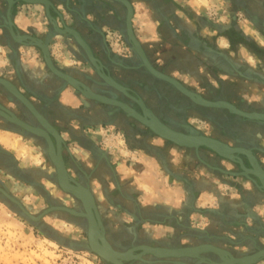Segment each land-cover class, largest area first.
Returning <instances> with one entry per match:
<instances>
[{
  "label": "crops",
  "instance_id": "1",
  "mask_svg": "<svg viewBox=\"0 0 264 264\" xmlns=\"http://www.w3.org/2000/svg\"><path fill=\"white\" fill-rule=\"evenodd\" d=\"M48 1L49 13L58 27H69L77 31L101 63L103 71L140 97L145 106L166 125L187 133L207 135L206 130L198 129L197 125L210 123L211 135L208 136L230 146L249 148L264 166V121L229 118L225 111L196 104L145 69L138 70L141 68L140 60L128 42L126 9L121 2ZM128 1L133 9V33L152 66L174 77L187 89L205 99H223L222 101L226 100L235 107L244 109L243 111L264 113V64L254 54L253 48L251 50L249 42L240 40L235 49L221 47L219 37L208 32V25L212 24L197 15L189 17L184 14L176 0ZM228 1L245 11L254 24L260 25L264 21V0H241L243 8ZM138 4H144L145 7L138 8ZM7 9V1L0 0V48L4 49L0 52V64L7 60V64L0 67V77L12 83L61 136L62 149L68 155L66 169L93 193L104 235L112 248L125 251L139 245L174 249L207 244L224 249L234 257L264 248V218L256 212L257 206L264 207V195L252 181L232 177L218 170H229L226 163H231L234 170L233 161L204 147L195 151L194 148L171 143L146 129L134 117L129 118L118 107L84 97L47 67L38 46L29 44L26 40L25 43L18 42L12 37L7 26ZM18 16L20 26L15 23ZM10 19L15 33L35 37L47 44L51 60L58 69L79 80L95 93L117 99L122 95L99 77L71 34L55 31L43 4L15 0L10 7ZM156 21H159L156 29L161 37L159 41L150 38L151 25ZM249 58L252 62L256 59L259 64L255 63L253 66ZM33 60L35 63H29ZM201 68L203 72L200 71ZM177 71L179 76L174 75ZM140 76L143 79L138 82ZM185 76L188 77L187 82L183 79ZM222 76H227L228 79H221ZM157 80L163 82L158 83ZM244 95H260L262 99L260 102L249 103L243 99ZM126 103L133 107V101ZM0 105L31 126L43 128L26 107L1 84ZM139 113L143 114L142 111ZM102 127L106 131L111 128L127 131L129 138L136 144L129 150L134 156L130 161L120 159V156L114 155L116 152L113 149L109 150L100 144L102 131L100 136L97 128ZM8 134L22 135L39 148L44 145L48 156L47 142L44 137L30 135L0 116V169L11 174L13 181H21L38 193H43L47 188L42 181H50L46 177V170L49 173L50 169H45L42 165H21L19 158L5 143L3 137ZM51 138L56 145L55 139ZM156 140L160 143L153 142ZM73 149L79 152V157L73 153ZM173 149L180 157L179 160L172 155ZM198 156L217 167V170L207 167L200 159L197 160ZM259 163L257 164L261 167ZM55 175L58 181L57 171ZM80 181L86 182L83 184ZM93 181L100 185L99 189H95ZM243 182H250L251 190L245 189ZM221 184L235 189L240 199H232L231 192L222 190ZM44 195H48L47 190L42 196ZM75 198L80 208H68L82 211L80 200ZM209 198L217 201L218 210L200 207ZM177 199L181 201V209L171 211L170 214L171 205L167 202L174 203ZM125 215L132 217L131 223L124 219ZM76 217L84 219L87 228L86 219ZM193 217L197 221L200 217L209 219L210 225L203 231L194 228ZM249 218L252 220L251 226L246 222ZM170 227L174 228L173 233L166 231ZM157 230L164 231L165 235L160 239H153ZM231 236L236 239H231ZM185 239L189 242L183 243ZM245 248L247 251H244ZM150 255L152 254L144 255L143 260H155ZM200 255H206L212 261H220L219 256L212 251H205ZM182 256L179 259H156L159 262L151 263L132 260L125 264H176L173 260L191 264L196 261L190 256Z\"/></svg>",
  "mask_w": 264,
  "mask_h": 264
},
{
  "label": "rangeland",
  "instance_id": "2",
  "mask_svg": "<svg viewBox=\"0 0 264 264\" xmlns=\"http://www.w3.org/2000/svg\"><path fill=\"white\" fill-rule=\"evenodd\" d=\"M176 1L181 5L184 14L189 17L197 15L207 19L212 24L208 25L210 28L208 32L210 35L213 34L212 36L219 37V40L224 39L227 43L226 34L230 33L232 29L242 38L247 36L251 50L253 48L254 54L264 64V31L251 21L245 11L234 7L229 1L225 2L224 9L227 10L228 22L222 23L220 16L224 15V9L219 6L220 0ZM241 12L250 26L238 16V13ZM229 49L231 48L229 47ZM253 62L259 64L256 59ZM121 130L111 128L106 131L105 127L97 128L99 135L102 131L99 142L109 150L113 149L116 152L114 155L120 156V159H129L130 161L134 156L129 150L136 144L133 139L129 138L127 131ZM8 135L3 137L5 143L10 146V151L19 158L21 165H42L45 169H50L49 173L46 170V177H49L50 181H42L47 188L45 191L47 190L48 195L43 197L45 191L40 194L21 181H13L12 175L2 169H0V186L16 197L33 214H38L51 205L80 208L77 199L59 187L56 181L55 167L46 156L44 145L39 148L22 135ZM197 160H199V156ZM36 161H40V163L37 164ZM68 173L71 175L70 171ZM235 177H243L251 181L243 175ZM256 181L258 180L256 179ZM259 190L261 191V189ZM41 204L43 207H40ZM63 211H51L38 222H33L0 193V264H45V260L47 264H111L86 247L85 220ZM255 264H264V258Z\"/></svg>",
  "mask_w": 264,
  "mask_h": 264
},
{
  "label": "water",
  "instance_id": "3",
  "mask_svg": "<svg viewBox=\"0 0 264 264\" xmlns=\"http://www.w3.org/2000/svg\"><path fill=\"white\" fill-rule=\"evenodd\" d=\"M6 1H7V5H8V9H7L8 25L7 26H8V29H9L12 37L18 42H24L25 43L26 41H28L29 44H34V45L38 46L41 49V52L43 54L44 61L47 65V67L55 75H57L58 77L65 80L69 85H71L73 88H75L77 91H79L84 97L89 98V99H94V100L99 101V102L104 103V104L114 105V106L118 107L120 110H122L128 116L132 115V116L136 117L137 119H139L145 127H147L148 129H150L152 131V133L158 135L159 137H162V136L165 138L167 137L168 139H166V140H168V141H170V142H172L178 146L194 148L195 151H197L200 147H204V148H207V149L213 151L215 154H217L218 156H220L222 158H225V159H228L230 161L237 163L239 165L241 171H229V170H224V169H220V168H218V169L221 172H223L225 174L232 175V176L243 175L245 177H248L249 179H251V181L253 183H255V185L259 189L264 191V181L258 180L255 177V175L252 174L253 172L249 173V171H250L249 168L246 167V165L243 162L242 157L240 156V155L245 156L248 163H249V167H250V165H252L254 167V164L257 165V160L255 159V157L253 156L251 151H248L247 153H245L244 151L237 150V149H235L234 146H230V145L222 142L219 139H216V138L208 136V135H204L202 133L194 132L196 134V135H194L193 133L191 134V133H185V132H181V131H174L173 129L167 127V125H165L162 120H160L149 108H147L145 106V103L143 102V100L140 97L132 95L129 92L127 87L118 83L111 76L107 75L103 71V67L101 66V63L92 54L88 44L82 39V37L77 33V31H75L74 29H71L69 27H58L56 21L54 20V18L49 13L50 2L48 0H22V1L29 2V3H41V4H43L45 7L46 14H47L48 18L50 19L52 26L55 28V31L57 33H69V34H71L75 38L77 43L83 49L87 59L93 65V67H94L96 73L99 75V77L106 84L115 88L117 91H119L120 93L125 95V97H127L131 101L135 102L139 106L140 110L143 112V114H144L143 116L140 115V113H138L133 107H131L127 103H124L122 100H119V99L114 98V97H108V96L100 94V93H95L91 89H89L85 84L80 82L79 80L75 79L74 77H72V76L66 74L65 72L61 71L60 69H58L53 64V62L51 60L49 49H48V46L45 42H43L40 39H37L35 37L29 36V35H19V34L15 33L13 28H12V23H11V19H10V7L13 5L15 0H6ZM117 1L121 2L125 6V9H126V15H125L126 35L128 38V42L130 43L131 49L136 53V55L141 60V65H143L150 74H152L154 77H156L158 79H161L167 83H170L178 91H180L181 93L186 95L189 99H191L196 104L206 106V107H223V108H227L229 111H232L234 113H237V114L244 116V117H247V118H255V119L264 120V115L260 116L258 113H244L226 101H218V102L208 101L207 99H204L203 97H201L198 93L187 89L177 79H174L173 77L166 75L163 72L155 69L151 65V63L149 62L148 58L146 57V55H145V53L141 47L140 42L137 40V38L135 37V35L133 33L132 22H131V18L133 15V9H132L130 2L128 0H117ZM0 84L10 94H12L18 101H20V103L26 107V109L38 120V123L41 124L46 130L45 129H39V128L35 129V127L32 128L28 123L22 121L12 111H10L9 109H7L1 105H0V116L3 117L6 121H8V122H10V123H12L18 127L21 126L20 128L24 132L31 133V134L38 136V137H40V135H42L45 138L47 145H48V154H49L50 158L53 159V161H55V163H56V167L55 166L54 167H55V170L57 171V175H58L57 183H58L59 187L63 191H66L69 193L71 192L73 194V196L78 197L79 193L77 190H75V188L84 190V187H82L79 184V182L76 179H74L68 173V171L66 169L64 159L61 156V150L63 147V140H62L61 136L59 135V133L57 132V130L43 117V115H41L35 109V107L32 105V103L12 83H10L8 80L0 77ZM152 122L156 123L161 128V130L167 131L171 136L170 135L165 136L160 131L156 132V131L152 130V128H151ZM27 130H29V131H27ZM30 131H32V132H30ZM51 137H53V138L55 137L56 147H57V155H55V151L53 149V141H52ZM248 153H250V154H248ZM199 159L203 163H205L207 166L214 167L215 169L217 168L215 166H211L209 163H207L206 161H204L200 157H199ZM246 171L248 173H246ZM62 177L64 178L65 181H61L60 178H62ZM69 178H70V180H72L71 182L68 181ZM255 178L258 181H256ZM261 179H264V177H261ZM68 182L71 184L70 187H68V185H69ZM84 191H86V190H84ZM86 192H88V191H86ZM0 193L4 198L9 200L12 204L16 205V207L19 209V211L24 216H26L29 220H31L33 222H38L45 214H48L49 212H51L53 210L65 209L66 211H69V209H67V207H65V206H52L51 205L50 207L44 209L42 212H40L38 214H33L29 210H27V208L16 197H14L12 194H10L7 190L2 188L1 186H0ZM91 198L93 200V197H91ZM90 202L86 208V210L88 212L87 216H89V223H88V227L86 228V234H87L86 247L91 252L95 253L100 258H102L103 260H105L111 264H125V262L132 261V260H136V261H139L142 263L159 262L158 260H156V256H158L157 254L150 255V256H153L155 258V260H150V261H141V259H139L137 257L133 258V256H132L133 252H137V254H142L143 247H141L139 245L135 246V247H129V248L125 249V251H117V250L113 249L109 245V243L105 240V238L103 237L102 234L98 235L97 232H94V227L99 222V218H98V214H97V211H96L94 205H92L94 208V212H95V215H94L92 208H91V205H90ZM91 203H93V201ZM102 229H103V227H102ZM105 245L109 246L108 249L104 248ZM103 249H106L107 252H105ZM167 250H170V249H167ZM174 251H176V250H174ZM202 252L203 251H199L196 256H191V258L196 259V261L194 263H191V264H210V263L213 264L211 258L207 257L206 255H200V254H202ZM147 253H149V252H147ZM144 255H146V253ZM240 258L241 259L239 261H237L236 263L234 262L233 264H255L256 262H258L259 260L264 258V248H259L250 254H244V255L240 256ZM218 259L220 260V257H218ZM173 262L176 264H189V263H185V262L180 263L181 261L177 262L176 260Z\"/></svg>",
  "mask_w": 264,
  "mask_h": 264
},
{
  "label": "bare ground",
  "instance_id": "4",
  "mask_svg": "<svg viewBox=\"0 0 264 264\" xmlns=\"http://www.w3.org/2000/svg\"><path fill=\"white\" fill-rule=\"evenodd\" d=\"M25 2V1H24ZM7 19V18H6ZM67 34V33H66ZM77 42V41H76ZM172 77V76H171ZM174 78V77H173ZM175 79V78H174ZM132 95H134V94H132ZM208 101H211V100H208ZM219 101H222V100H219ZM214 102V101H213ZM215 102H218V101H215ZM124 103H126V102H124ZM129 105V104H128ZM231 105H233V104H231ZM234 106V105H233ZM235 107V106H234ZM237 108V107H236ZM238 109V108H237ZM240 111H242V112H244V113H257V112H246V111H243V110H241V109H239ZM137 111V110H136ZM138 112V111H137ZM139 113V112H138ZM143 113V112H142ZM260 116L261 115H264V113H261V112H259L258 113ZM140 115H144V114H141L140 113ZM129 116H131V117H134V116H132V115H129ZM135 119H137L136 117H134ZM247 118V117H246ZM140 123H141V121L139 120V119H137ZM259 120H261V119H259ZM262 121H264V120H262ZM143 124V123H142ZM165 124V123H164ZM30 125V124H29ZM166 125V124H165ZM31 126V125H30ZM32 128L34 127V126H31ZM43 127V126H42ZM167 127H169V128H171L170 126H168L167 125ZM37 128H39V129H45L44 127L43 128H40V127H35V129H37ZM151 128H152V130H154V131H160L162 134H164L165 136H168V135H170L167 131H164V130H161V128L156 124V123H154V122H152V124H151ZM172 129V128H171ZM46 130V129H45ZM150 130V129H149ZM174 131H177V130H175V129H173ZM151 131V130H150ZM192 134V133H191ZM194 135H196L195 133H193ZM40 136H42V135H40ZM171 136V135H170ZM43 137V136H42ZM162 138H165V137H163L162 136ZM45 139V138H44ZM52 139V138H51ZM54 139H55V137H54ZM165 139H168L167 137L165 138ZM60 140V139H59ZM46 141V140H45ZM55 143H56V140H55ZM183 147V146H182ZM235 147V146H234ZM53 149H54V151H55V155H57V147H56V145H54L53 144ZM235 149H237V150H241V151H244L245 153H247L249 150L248 149H246V148H243V147H235ZM47 153H48V145H47ZM248 154H250V153H248ZM47 156V155H46ZM48 156H49V154H48ZM62 156V155H61ZM248 156V155H247ZM50 157V156H49ZM48 157V158H49ZM50 159V161L52 160L53 161V159H51V158H49ZM53 164H54V166L56 167V163H55V161H53L52 162ZM257 163H259L258 161H257ZM258 166V167H257ZM247 167V166H246ZM210 168H213V167H210ZM247 168H249V173L250 172H253L252 174H254L255 175V177L258 179V180H260V181H264V179H261V177H264V169H262L258 164L256 165V164H254V167L252 166V165H250V167H247ZM215 169V168H214ZM216 170H217V168H216ZM219 170V169H218ZM244 171V170H243ZM246 173H248L247 171H246ZM58 176V175H57ZM61 179V181H65L64 180V178L62 177V178H60ZM69 182H71L72 180H70V178H69V180H68ZM68 182V183H69ZM80 184V183H79ZM82 187H84V190H86V191H88V192H86V191H84V190H82V189H76L75 188V190H77L78 191V193H79V196L77 197L79 200H80V202H81V204H82V207H83V210L82 211H77V210H72V209H69L67 206H65V207H67V209H69V211H67L68 213L70 212V214H73V216H80V217H84L85 219H86V221H87V227H88V223H89V216H87L88 215V212H87V210H86V208H87V205L89 204V202L91 201H93V203H91L90 202V205H91V208H92V211H93V213H94V215H95V212H94V208H93V206L92 205H94V207H95V209H96V211H97V208H96V204H95V201H94V198H93V200H92V198L91 197H93V195H92V193L90 192V190L87 188V187H85V186H83L82 184H80ZM71 186V184L69 183V185H68V187H70ZM71 193V192H70ZM77 193V194H78ZM72 194V193H71ZM73 195V194H72ZM86 202V203H85ZM52 206H55V205H52ZM50 207V206H49ZM48 208V207H47ZM46 209V208H45ZM61 210H64L63 212H65L66 210L65 209H57V210H53V211H61ZM42 212V211H41ZM97 214H98V211H97ZM98 218H99V222L96 224V226L94 227V232H97L98 233V235L99 234H102L103 235V237L105 238V240L108 242V240L106 239V237H105V235H104V227H103V224H102V222H101V219H100V216H99V214H98ZM102 227H103V229H102ZM109 243V242H108ZM103 245V244H102ZM109 245H110V243H109ZM111 246V245H110ZM108 245H105L104 246V248H107L108 249ZM112 247V246H111ZM135 247V246H134ZM141 247H143V249H142V254H137V252H133V258H135V257H137V258H139V259H141V261H145V260H143V256H144V254L146 253L147 254V252H149L148 254H152V255H154V254H157L158 256H156V259H163V258H168V257H173V258H175V259H179V258H182L183 256L182 255H187V256H196L197 255V253L199 252V251H203V252H205V251H212V252H214V253H216L219 257H220V261H212V263L213 264H233L234 262L236 263L237 261H239L241 258L240 257H234V256H232L228 251H226V250H224V249H221V248H218V247H214V246H210V245H207V244H203V245H199V246H197V247H190V248H164V247H145V246H141ZM114 249V248H113ZM166 249V250H165ZM167 249H170V250H167ZM179 249V250H178ZM105 252H107V250L106 249H103ZM116 250V249H115ZM174 250H176V251H174ZM117 251H119V250H117ZM173 261H175V260H173ZM177 262H179L180 260H176ZM180 263H182V261L180 262ZM211 264V263H210Z\"/></svg>",
  "mask_w": 264,
  "mask_h": 264
},
{
  "label": "clouds",
  "instance_id": "5",
  "mask_svg": "<svg viewBox=\"0 0 264 264\" xmlns=\"http://www.w3.org/2000/svg\"><path fill=\"white\" fill-rule=\"evenodd\" d=\"M225 2H228V0H220V3H219V6L221 9H224V5H225ZM138 8H144V4H138L137 5ZM238 16L240 17V19L242 21H244V23L246 24H249L250 26V23L246 20V18L244 17V14L241 12V13H238ZM89 19H91V17H89ZM220 22L222 23H227L228 22V15H227V10L224 9V15H221L220 16ZM15 23L20 26L21 25V20H20V16H18L15 20ZM159 27V21H156L154 24L151 25V30H152V34H151V40L153 41H159L161 39V37L157 34L156 32V29ZM220 46L223 47V48H227L228 47V44L226 43V41L224 39H221L220 40ZM4 51V49L0 48V52ZM249 62L250 63H253V66H255V63L252 62L251 58H249ZM29 63H35V61H29ZM4 64H7V60H4L2 64H0V67H2ZM201 72H203V68L200 69ZM174 75L176 76H179V72H175ZM183 79L185 80V82L188 81V77L185 76L183 77ZM221 79H228L227 76H222ZM212 83L214 85H216V82L215 81H212ZM218 87V85H216ZM244 100L248 101L249 103H252V102H260L262 97L260 95H252V96H248V95H244L243 97ZM10 106H13V105H10ZM198 129L200 130H206V134L207 135H211V125L210 123H200L197 125ZM259 136V134H258ZM154 143H160V141L156 140V141H153ZM73 153L79 157V152L76 150V149H73L72 150ZM172 152V155L173 156H176V159L179 160V156H177L176 154V150H171ZM87 157H84V159H86ZM175 162V161H174ZM37 164L40 163V161H36ZM91 166V165H89ZM226 167L231 170L233 165L231 163H226ZM94 185H95V189H99L100 185L96 182V181H93ZM221 189L224 190L226 193L227 192H231V198L234 199V200H239L240 197L238 195V193L235 191V189H229L227 187V185H224V184H221L220 185ZM243 187L247 190H251V183L250 182H243ZM94 189V190H95ZM167 204L171 205L170 207V214H171V211H179L181 209V201L179 199H177L174 203L171 202V201H168ZM40 207H43V205L41 204ZM200 207L201 208H209V209H217L219 208V205L217 203V201L215 199H212V198H209L208 200L206 201H203L201 204H200ZM256 212L257 214L264 218V207L262 206H257L256 208ZM124 219L131 223L132 222V217L128 216V215H125ZM247 224L249 226L252 225V220L251 218L247 219ZM210 225V220L209 219H206L204 217H200L199 218V221H197V219L195 217L192 218V227L194 228H198L199 230H205L208 226ZM147 225H145L146 227ZM166 231L168 233H173L174 232V228H168L166 229ZM165 235V232L164 231H161V230H157L156 233L154 234L153 236V239H160L161 237H163ZM231 239H236L235 236H231ZM189 241L187 239H185L183 241V243H188ZM244 251H247V249L245 248ZM43 259V257H41ZM45 264H47V261L45 260Z\"/></svg>",
  "mask_w": 264,
  "mask_h": 264
},
{
  "label": "flooded vegetation",
  "instance_id": "6",
  "mask_svg": "<svg viewBox=\"0 0 264 264\" xmlns=\"http://www.w3.org/2000/svg\"><path fill=\"white\" fill-rule=\"evenodd\" d=\"M233 4H237V6H239V7H241V8H243V3L241 2V0H230ZM260 27H261V29H262V31H264V21H262V23L259 25ZM227 35V42H228V46L231 48V49H235V47H236V45H237V43H239L240 42V40H243V41H249L246 37L245 38H242V37H240L239 35H237L236 34V31L234 30V29H232V31H230V33H228V34H226ZM140 60V59H139ZM150 62V61H149ZM227 62H229V61H227ZM151 63V62H150ZM151 65H152V63H151ZM154 66V65H153ZM140 69H138V70H146L147 71V69L143 66V65H141V60H140ZM155 67V66H154ZM156 68V67H155ZM157 69V68H156ZM159 70V69H158ZM160 71V70H159ZM140 72V71H139ZM162 72V71H161ZM108 75V74H107ZM142 76H140V78H139V80H138V82L141 80L142 81ZM158 79V78H157ZM140 81V82H141ZM157 82L159 83V82H163V81H161V80H157ZM166 83V82H165ZM169 85H171L170 83H168ZM173 85H171V87H172ZM174 87V86H173ZM130 92V91H129ZM131 93V92H130ZM132 94V93H131ZM183 94V93H182ZM168 96V94L167 95H165V97H167ZM118 99L119 100H122V101H124V102H129L130 103V99H128L127 97H125V95H120L119 97H118ZM205 99V98H204ZM208 100V99H207ZM219 100H223V99H215V100H211V101H219ZM224 101H226V100H224ZM183 101H181V103H182ZM131 105L136 109V110H138L139 112L141 111L140 110V108H139V106L135 103V102H133V103H131ZM235 106V105H234ZM237 107V106H236ZM216 108H218L219 110H222V111H225L226 113H228V117L229 118H234V117H239V118H243V119H247V120H259V119H255V118H246V117H244V116H241V115H239V114H237V113H234V112H232V111H229L227 108H223V107H216ZM238 109H241V108H239V107H237ZM244 110V109H243ZM252 112H257V113H259V111H252ZM127 115V114H126ZM178 117H179V115H177ZM129 118H131V119H133L132 117H130V116H128ZM260 121V120H259ZM262 121V120H261ZM39 124V123H38ZM17 128H19V129H21L20 127H18V126H16ZM149 130V129H148ZM175 130H177V131H181V132H185L184 130H179V129H175ZM150 131V130H149ZM185 133H187V132H185ZM41 139V138H40ZM40 141H42V139L40 140ZM238 147H243V146H238ZM244 148H246V147H244ZM249 149V148H248ZM250 150V149H249ZM65 151V150H64ZM63 151V149H62V155H63V159H64V162H65V166H66V168H68V155L67 154H65V152ZM252 153V152H251ZM253 154V153H252ZM241 157H242V159H243V162H244V164L247 166V167H249V163H248V161H246V159H244V158H246L245 156H243V155H240ZM253 156L255 157V159L258 161V158L256 157V155H254L253 154ZM205 161V160H204ZM207 162V161H206ZM259 162V161H258ZM208 163V162H207ZM235 163V162H234ZM205 164V163H204ZM210 164V163H209ZM260 164V163H259ZM206 165V164H205ZM261 165V164H260ZM261 167L262 168H264V166H262L261 165ZM67 171L69 172V170L67 169ZM233 171H241V169H240V167H239V165L237 164V163H235V168H234V170ZM55 172H56V170H55ZM73 177V176H72ZM74 179H76V178H74ZM77 180V179H76ZM57 181V180H56ZM78 181V180H77ZM81 183H83V184H85V181H80ZM262 194H264V191H260Z\"/></svg>",
  "mask_w": 264,
  "mask_h": 264
}]
</instances>
